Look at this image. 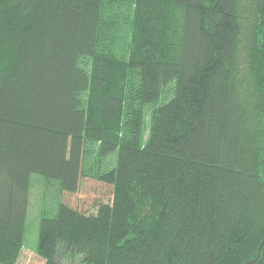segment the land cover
I'll return each instance as SVG.
<instances>
[{
	"label": "trees",
	"instance_id": "trees-1",
	"mask_svg": "<svg viewBox=\"0 0 264 264\" xmlns=\"http://www.w3.org/2000/svg\"><path fill=\"white\" fill-rule=\"evenodd\" d=\"M33 232L43 264H264V0H0V264Z\"/></svg>",
	"mask_w": 264,
	"mask_h": 264
},
{
	"label": "rangeland",
	"instance_id": "rangeland-1",
	"mask_svg": "<svg viewBox=\"0 0 264 264\" xmlns=\"http://www.w3.org/2000/svg\"><path fill=\"white\" fill-rule=\"evenodd\" d=\"M44 190L41 183H34L31 186V198L29 204V218L33 221L38 215V202ZM36 238L34 232L30 234L24 244L23 253L21 254L17 264H43V260L35 253Z\"/></svg>",
	"mask_w": 264,
	"mask_h": 264
}]
</instances>
